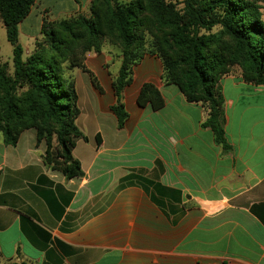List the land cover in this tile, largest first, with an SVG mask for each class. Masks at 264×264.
Returning <instances> with one entry per match:
<instances>
[{"label": "crops", "instance_id": "0c3cea01", "mask_svg": "<svg viewBox=\"0 0 264 264\" xmlns=\"http://www.w3.org/2000/svg\"><path fill=\"white\" fill-rule=\"evenodd\" d=\"M91 3L36 0L20 33L30 40L45 19L87 13ZM108 63L92 56L86 67L100 78ZM161 76L157 58L135 67L119 128L113 87L76 71L86 137L73 150L79 178L45 165L35 129L15 146L0 134V264H264V86L221 81L225 150L202 127L204 109ZM147 83L163 95L162 109L138 104Z\"/></svg>", "mask_w": 264, "mask_h": 264}, {"label": "trees", "instance_id": "16d2710c", "mask_svg": "<svg viewBox=\"0 0 264 264\" xmlns=\"http://www.w3.org/2000/svg\"><path fill=\"white\" fill-rule=\"evenodd\" d=\"M99 0H92L93 15ZM109 5L112 0H105ZM36 0H0V18L7 40L13 48V78L5 80L16 89L27 85L34 100L20 107V101L10 90H4L0 104V134L5 143L15 146L20 135L35 129L38 140L44 141L47 151L44 163L68 179L83 175L80 163L74 159L73 150L79 139H86L77 126L80 115L79 97L74 82L66 79L57 66L45 63L41 57L23 60L20 43V24L28 17ZM183 8L166 5L163 0H130L114 8L112 24L118 32L123 60L114 82L117 103L111 110L123 128L129 114L123 103V93L132 81L133 68L144 57L143 44L137 26L139 16L149 12L161 28L172 29L170 38L177 49L176 57L160 56L168 83L179 87L188 103L200 104L206 119L202 124L210 129L215 142L225 150L231 147L226 136L224 99L220 80L230 73L226 59L213 50L212 36L201 35L220 26L235 44L230 62L240 67L243 78L254 86H264V21L259 6L250 0H183ZM158 8V9H156ZM163 10H160V9ZM84 18V17H83ZM87 19V18H86ZM80 19L77 23H80ZM86 21V20H85ZM88 21V20H87ZM92 37L100 32L93 23L85 22ZM100 41L99 39L96 40ZM167 43V42H166ZM99 48H95L98 50ZM74 68L86 71L82 62L71 63ZM0 79L5 78L0 71ZM140 106L151 105L160 110L165 105L161 92L152 84H145L138 98ZM18 264V263H13Z\"/></svg>", "mask_w": 264, "mask_h": 264}, {"label": "rangeland", "instance_id": "374dc122", "mask_svg": "<svg viewBox=\"0 0 264 264\" xmlns=\"http://www.w3.org/2000/svg\"><path fill=\"white\" fill-rule=\"evenodd\" d=\"M163 1L166 5L171 4L175 6V11H179L183 8V0ZM250 1H253L254 3H256L257 6H259L262 15V20L264 21V0ZM128 2H130V0H112L111 3L107 5L105 0H99L98 4L94 6L95 10H98L95 15H93L90 6L89 11L84 14L71 15L64 19H60L54 22L45 19L42 24L41 30L36 31V36L30 40L25 38L23 31H21L20 43L24 50L23 60H27L31 56H38L41 57L45 63L57 66V68L61 70V73L66 79L74 82L76 91L77 70L87 73L91 79V82L96 88L102 89L101 83L104 87H106L107 83H109V85L114 89V82L118 77L119 72H117L116 75H113L112 72L118 67L120 70L123 60V54L122 49L120 47V39L118 32L112 24L113 12L114 8L118 4L124 5ZM144 2L147 6H149V4L147 3L148 0H144ZM50 3L53 4V0H50ZM62 9L63 8L59 7L54 8L55 12L60 11ZM160 10L163 9L161 8ZM79 19L81 21L80 23H77V20ZM156 21L157 20L155 19V17L153 15H150L148 11L145 13L143 12L137 20V26L138 29H140L139 35L142 38L140 40V45L143 44L141 51L145 53L144 57L140 60L139 63H141V61L146 56L159 59L162 64L161 80L163 85H174L179 89L177 85L168 83L167 79L165 78L166 76L164 72V66L160 58L161 55L168 56L169 58L176 57L175 54L177 52V49L172 45V40L170 38V35L173 31L172 29L161 28L158 25L156 27ZM85 22H90L93 23L95 27L97 26V29L100 32L99 36L92 37V34L90 33L91 29L88 28L87 23ZM20 29L22 30V28L19 26V30ZM200 34L212 36L214 41L213 50L222 55L227 61V67L230 73L228 75H225L220 80L219 87L221 81L226 77L240 76L244 80L243 73L240 67L237 65H233L230 62V56L232 55L235 49V44L231 37L227 35L226 32L220 26H216L210 32H205L204 30H202ZM98 39L100 41L97 42L96 40ZM95 48L99 49L95 50ZM100 55H106L109 58V63L107 64L106 68H111L112 72H109V76L107 75V73H105V76H100L99 78V76L95 75L93 72L88 70V68L86 67V60L92 56ZM75 62H82L86 68V71L81 68L72 67L71 63ZM136 66H134L133 68L132 81L129 86H131L134 82V69ZM0 71H3L5 74V78L0 79V104L2 102L4 90L7 89L10 90V92H12V94H14V96H16L17 99L20 101V107L22 109L25 108L26 103L29 104L34 100L32 91L27 85L17 87L13 90V88L10 87L11 84H9L8 86V84L5 82V80L7 81L10 78H13L12 76L14 74V64L13 48L7 40L6 30L1 18ZM245 82L248 83L247 81ZM179 91L181 92L180 89ZM183 97L185 99L184 95ZM195 105L199 106L200 104Z\"/></svg>", "mask_w": 264, "mask_h": 264}]
</instances>
